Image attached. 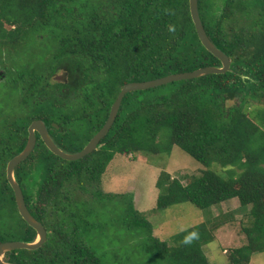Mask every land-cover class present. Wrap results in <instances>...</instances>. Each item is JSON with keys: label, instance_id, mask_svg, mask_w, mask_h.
<instances>
[{"label": "trees", "instance_id": "1", "mask_svg": "<svg viewBox=\"0 0 264 264\" xmlns=\"http://www.w3.org/2000/svg\"><path fill=\"white\" fill-rule=\"evenodd\" d=\"M217 1L198 0L199 13L210 40L230 57L231 71L126 94L111 130L84 157L89 158L86 164L62 176L53 173V177L54 170L49 169L33 204L26 198L28 208L47 231L45 244L33 251L7 252L5 262L109 264L76 223L90 216L82 202L88 204L104 194L93 190L91 199L78 195L72 205L63 200L70 196L62 195L60 189L74 181L79 191H90L116 154H170L174 146L205 169L185 186L162 173L156 183L160 191L157 208L191 202L211 209L237 198L239 210L248 215L242 229L247 243L232 252L231 263L249 264L253 254L264 251V113L262 119L259 116L260 125L247 111L264 103V0H224L223 6H215ZM0 21L19 27L9 46L14 49L31 32H55L56 49L46 72L19 76H29L30 88L38 89L44 75L50 77L64 68L69 78L50 87L42 85L38 92L46 99L35 100V106L50 113L40 119L56 145L72 153L81 151L101 130L125 84L221 66L198 38L189 0H0ZM31 119L39 118L33 112ZM29 120L17 134V145H10L8 159L24 150ZM81 137L86 139L82 147ZM49 153L59 158L39 140L31 159L37 158L38 166L47 168ZM213 165L227 171L218 173L211 169ZM23 168L22 163L15 170L20 187ZM6 184L12 193L7 180ZM132 204L128 223L144 229L148 253L158 264H207L201 257L202 247L214 241L208 224L174 235L169 245L152 235L150 223ZM23 223L17 239L33 243L37 233Z\"/></svg>", "mask_w": 264, "mask_h": 264}, {"label": "rangeland", "instance_id": "2", "mask_svg": "<svg viewBox=\"0 0 264 264\" xmlns=\"http://www.w3.org/2000/svg\"><path fill=\"white\" fill-rule=\"evenodd\" d=\"M223 4L224 0H218L215 6ZM251 15H255V11ZM19 32V27L0 21V156L6 155V159L10 145L12 148L17 145V134L24 129L29 119L32 122L31 114L34 112L39 119L50 114L39 105L35 106L38 104L35 100L46 99L45 95L39 94L38 89L42 85L48 84L50 87L69 78L64 68H60L50 77L44 75L38 89H31L32 79L28 75L21 78L20 73L46 72L53 59L57 38L52 30L43 29L28 34L15 49L9 47ZM247 111L250 118L261 125L259 116L263 118L264 103L254 104ZM56 125L53 124L60 130ZM261 127L264 129V125ZM85 141V137H81V147ZM60 149L73 154L70 149ZM48 157L49 167L34 163L29 173L24 174L21 187L26 195L35 191V183L45 177L49 169L51 172L54 170L53 177V173L62 176L72 168L84 166L89 159L66 161L50 153ZM5 163L0 161V242L18 241L17 230L24 224L12 193L5 197L2 193L3 187L7 186L3 176ZM204 169L201 163L178 146H174L170 154H116L106 167L99 184L89 187L88 192L77 190L76 193L82 199H91L93 190H99L104 195L88 200V204L82 202L90 216L85 220L78 219L76 223L83 227L86 241L101 255L104 254L109 264H158L156 257L148 253L144 229H136L128 223L132 213L130 204L133 203L137 213L150 223L152 235L167 241L169 245H173L174 235L205 222L215 240L202 247V259H206L207 264H232V252L247 243L242 229L248 223V215L239 209L235 212L239 202H231L224 208L216 205L211 209H200L191 202H181L165 209L157 208L160 191L156 183L162 173L178 179L185 186L193 177L201 175ZM211 169L222 174L227 171L217 165ZM249 264H264V251L253 254Z\"/></svg>", "mask_w": 264, "mask_h": 264}, {"label": "water", "instance_id": "3", "mask_svg": "<svg viewBox=\"0 0 264 264\" xmlns=\"http://www.w3.org/2000/svg\"><path fill=\"white\" fill-rule=\"evenodd\" d=\"M189 8L191 18L201 44L208 52H210L221 62V66H207L197 69L195 71L176 73L154 80L143 82H131L125 84L122 87L120 93L118 94L116 100L112 104L108 119L105 122L104 126L96 135H94V137L89 141V143L77 153L69 154L64 152L56 145L54 140L51 138L45 123H43V121L41 120L33 121L28 128V141L24 150L19 155L12 158L8 163L7 180L14 191L16 206L20 216L31 228L36 231L37 237L33 243H26L22 241L0 242V264H9L4 261L5 254L7 252L19 249L30 251L37 250L41 248L47 240V231L45 227L42 225V223L37 221L30 213L25 202L22 188L20 187L15 178V168L30 156L36 146V132L40 134L42 141L51 153L66 161H77L93 153L99 146L102 139L109 133L117 118L122 101L126 94L130 92L143 91L160 87L173 82L196 79L202 76L212 74H225L231 71L230 57H228L223 51L218 49L207 35V32L200 17L198 0H189ZM56 127H58V125H56Z\"/></svg>", "mask_w": 264, "mask_h": 264}, {"label": "flooded vegetation", "instance_id": "4", "mask_svg": "<svg viewBox=\"0 0 264 264\" xmlns=\"http://www.w3.org/2000/svg\"><path fill=\"white\" fill-rule=\"evenodd\" d=\"M36 120H40V119H36ZM33 121H35V120H33ZM42 121V120H41ZM32 123V122H31ZM30 123V124H31ZM30 124H29V126H30ZM29 126L27 127V131H28V128H29ZM47 127V126H46ZM47 130H48V128H47ZM48 132H49V130H48ZM49 134H50V136H51V138H52V135H51V133L49 132ZM39 140H42L41 139V136H40V134L39 133H37L36 132V146H35V148H34V150L32 151V153L35 151V149H36V147H37V145H38V143H39ZM27 141H28V136H27ZM26 144H27V142H26ZM26 146V145H25ZM31 153V154H32ZM31 154H30V156L24 161V162H22L23 164H24V168H23V170H24V172L25 173H29V171H30V169H31V165H33L34 164V161H35V163H36V161H37V158L35 159V158H32L31 159ZM8 157V156H7ZM2 158V159H1ZM13 157H11V158H7L6 159V155H4V154H2L1 156H0V159L3 161V162H5L6 161V163H5V168H4V173H3V176L6 178V180H7V167H8V163H9V161L12 159ZM0 160V161H1ZM21 163V164H22ZM21 164H19L17 167H19ZM16 167V168H17ZM16 168H15V170H16ZM32 168H33V166H32ZM8 181V180H7ZM8 184H9V182H8ZM43 184H44V181L43 180H40V181H38V182H36L35 183V191H33V192H31V193H28L27 195L25 194V192H24V188L23 187H21L22 188V191H23V195H24V198H25V202H26V198H28V204H33V202H34V199H36L37 198V195H38V193H40L41 192V189L43 188ZM65 188L64 189H60V193H62V195L65 193L66 195L65 196H70L69 198H64L63 200L64 201H66V202H68V203H70L71 201V203H72V205H73V201H75L76 199H78V194L76 193L77 192V183L76 182H69V184L68 183H65ZM9 186H10V184H9ZM11 187V186H10ZM11 189H12V187H11ZM2 193L4 194V197L6 196V195H10L11 193H10V190H9V188L7 187V186H4L3 187V189H2ZM12 195L14 196V198H15V195H14V191H13V189H12ZM26 205H27V202H26ZM27 207H28V205H27ZM29 209V208H28ZM29 211H30V209H29ZM30 213L32 214V216L36 219V217L33 215V213L30 211ZM37 220V219H36ZM44 226V225H43Z\"/></svg>", "mask_w": 264, "mask_h": 264}, {"label": "crops", "instance_id": "5", "mask_svg": "<svg viewBox=\"0 0 264 264\" xmlns=\"http://www.w3.org/2000/svg\"><path fill=\"white\" fill-rule=\"evenodd\" d=\"M234 201H236L237 203L239 202L238 201V199L236 198H234V199H231V200H229V201H226V202H223L222 204H220V208L222 207V208H224L227 204H229V203H231V202H234ZM235 208H236V211L235 212H238L237 210L238 209H240V205H239V207L237 206H235ZM215 240V239H214ZM252 259V258H251Z\"/></svg>", "mask_w": 264, "mask_h": 264}, {"label": "built area", "instance_id": "6", "mask_svg": "<svg viewBox=\"0 0 264 264\" xmlns=\"http://www.w3.org/2000/svg\"><path fill=\"white\" fill-rule=\"evenodd\" d=\"M227 251H225L224 253H226Z\"/></svg>", "mask_w": 264, "mask_h": 264}]
</instances>
